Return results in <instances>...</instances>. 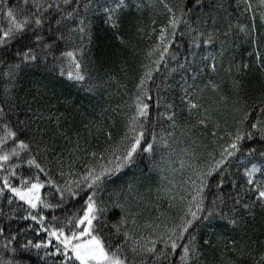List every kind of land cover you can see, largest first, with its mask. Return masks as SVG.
<instances>
[{
	"label": "snow or ice",
	"instance_id": "6c2138e0",
	"mask_svg": "<svg viewBox=\"0 0 264 264\" xmlns=\"http://www.w3.org/2000/svg\"><path fill=\"white\" fill-rule=\"evenodd\" d=\"M23 3L24 7H9L7 0H0V16L6 21V26L0 27V49L7 53L14 43L18 44L10 56L0 59V64L6 65L4 77L14 81L25 68L50 70L66 76L85 92H94L97 85L91 77L89 62L85 60L83 45L84 35L87 33L91 42V34L83 18L79 22L75 19L77 10H68L71 0H31L30 11L29 0ZM259 5L264 7V0H259ZM132 7L130 0H105V4L99 5V11L104 22L119 32L121 13ZM140 7L135 4L137 11ZM197 7L203 8V0H194L191 8L185 0H180L176 6L164 5L167 21L159 29L157 42L145 52L147 63L140 66L126 130L106 162L86 164L82 173L75 172L73 164L69 163L66 173L63 159H50L52 150L46 144L42 146L35 135H28L32 130L27 122L13 124L9 112L0 107V130L3 132L0 135V172L4 173L0 176V195L9 205L20 202L12 211L24 212L21 219L32 221L35 231L47 235L46 240L26 239L21 243L17 233L7 240L5 249L17 253L21 264L25 260L31 264L33 250L36 251V264H48L50 257L54 258L51 264H56V260H60V264H205L203 249L212 242L201 237L202 227L217 219L238 227L243 220L240 211L251 215L257 206L264 210V93L252 103L248 102L242 77L251 66L229 60L228 67L223 69L231 83L230 106L227 95H221L220 101L228 109L230 118L221 122L216 117L219 109L205 107L201 95L206 90L221 92L214 77L218 75V65L223 66L228 54L227 38L233 28L251 37L255 25L229 24L223 33L224 39L220 40L219 52H206L207 47L215 46L219 29L215 27V17H212L211 30L207 19L203 22L197 19L193 27L189 17ZM251 10L252 4L246 2L244 11ZM260 19L264 21V12ZM76 35H79L80 45L69 49V45L75 44ZM185 36L189 37L188 46L182 53L183 45L175 42L178 37ZM117 39L124 43L123 37L117 35ZM252 42L256 40L253 38ZM256 60L264 73V56L257 52ZM177 76L178 81L175 80ZM170 81L180 89L181 113L186 112L189 121H195L189 123L188 131L207 129L210 124L214 130L211 141L199 145L203 150L193 154L202 163L192 165L191 199L183 207L178 222L170 218L151 226L152 238L148 239L133 235L134 229H129V217L135 214L119 201V193L112 203L104 200L103 194L120 178L123 169L136 164L141 153H154L155 132L151 134V141L147 139L153 101L157 119H164L171 128L177 127L181 113L177 111L175 100L169 99L168 93L175 90ZM198 81H204L203 87ZM4 92L7 104L12 99L11 89L6 87ZM7 106L12 107L11 104ZM108 136L111 139V133ZM163 147H168L166 140ZM91 156L94 158L96 153L92 152ZM24 163L28 168L21 172ZM228 183L231 190L225 193ZM45 188L50 191L42 194ZM75 201L81 203L70 214L48 219L46 210L64 208ZM229 201L230 211L225 212ZM135 223L133 219L132 224ZM121 237L123 242H117ZM9 245L15 247L9 249ZM232 245L235 251V241ZM239 251L241 256L245 254L243 248ZM3 264H14V261ZM226 264L235 262L229 260ZM259 264H264V254Z\"/></svg>",
	"mask_w": 264,
	"mask_h": 264
},
{
	"label": "trees",
	"instance_id": "16d2710c",
	"mask_svg": "<svg viewBox=\"0 0 264 264\" xmlns=\"http://www.w3.org/2000/svg\"><path fill=\"white\" fill-rule=\"evenodd\" d=\"M7 2L9 7H24L23 0H7ZM185 2L191 8L194 0H185ZM246 2L252 4V10L249 12L244 11ZM130 3L133 7L121 13V25L117 32L104 22V16L99 11V5L105 4V0H71V7L68 10L71 11L73 8L77 10L78 15L75 19L79 22L83 18L91 34V42L89 35L87 33L84 35L83 45L86 49L85 60L89 62L91 77L97 85L94 92H85L66 76L61 77L58 72L50 70L36 71L25 68L12 81L3 75L6 65L0 64V107H4L5 111L9 112L13 124L26 121L32 130L28 135H35L41 140L42 146L46 144L52 150L50 159L54 157L63 159L66 173L69 163L73 164L75 172L82 173L86 164L98 165L106 162L113 148L120 144L126 130L127 117L130 115L129 105L132 103L135 85L141 72L140 66L142 63H147L145 52L157 42L159 29L168 18L164 5L176 6L180 0H130ZM137 3L141 5L139 11L135 9ZM30 4L31 0H29V11ZM261 12H264V7L259 5V0H203V8H195L189 17L193 27H196L197 19L201 22L207 19L209 30L212 28V17H215L219 38L214 47L209 46L205 49L206 52L213 53L219 52L220 40L224 39L223 33L228 29L229 24L255 25L251 37L233 28L227 38L228 54L224 58L223 66L218 65V75L214 77L220 84L221 92L213 93L206 90L201 94L205 107L219 109L216 117L221 122L225 118H230L228 109L220 101L221 95H227L230 106L231 83L230 78L223 71L228 67L229 60L235 64L247 63L251 66L242 77L249 103L259 99L264 93V73L259 70L256 60L257 52L264 56V21L260 19ZM133 16L145 17L147 21L141 24L140 31L127 35L124 27L128 19ZM4 26L6 21L0 16V27ZM71 26L75 27V25ZM117 35L123 37V44L117 39ZM253 38L256 43L252 42ZM188 39V36L176 39V44L183 45L180 49L182 53L188 46ZM79 45L80 38L76 35L75 44L68 47L70 49ZM17 47L18 44L14 43L7 53L0 49V59L10 56ZM175 80L178 81L179 76ZM170 83L174 84L175 90L168 93L169 99L175 100L177 111L181 113L183 105L179 99L180 89L174 81ZM197 83L203 87L204 81ZM6 87L11 89L12 99L7 102L12 105L11 109L5 102ZM160 111L163 109L161 108ZM151 115L152 122L148 126L147 139L151 141V134L154 131L157 138L154 153H141V158L135 165L123 169V174L109 186V191L103 194V199L109 203L115 202L118 192L119 201L125 203L127 210L133 213L130 207L135 204L134 192L138 189L157 187L152 199L154 207L170 210L171 219L178 222L183 207L186 206L187 200L191 199L189 177L192 175V165L202 163L197 161L193 154L203 150L199 145L211 141V132L214 129L210 124L207 129L201 127L188 131L189 123L195 121H189L186 112L178 115L177 127L171 128L164 119H157L155 101ZM2 134L0 130V135ZM164 140L167 141L168 147H163ZM92 152L96 153L94 158L91 156ZM102 156L105 160H101ZM27 168L28 165L24 163L21 172H25ZM3 175L4 173L0 172V176ZM173 178L175 183H170L172 189L178 193L175 201L167 197V193L170 192L168 180ZM230 190L231 184L228 183L224 191L227 193ZM49 191L48 188L42 189V194H47ZM110 196L111 200H109ZM181 197L185 199L181 201ZM16 203L9 205L4 196L0 195V229H3L0 233V264L5 261L21 264L20 256L4 247L12 235L19 233L21 243L26 239L37 241L47 239L46 233L35 231L36 225L32 221L21 219L25 215L24 212L12 211L16 208ZM80 203L75 201L64 208L46 210L48 219L51 220L52 216L62 218L70 214L79 207ZM230 208L231 201L224 211L229 212ZM134 214V217H129L128 224L129 229H134L133 235L151 239V226L156 224L154 220L146 213ZM239 215L243 216V220L238 227H232L227 225L226 221L217 219L207 227L201 228V237L212 242L203 249L202 259L205 264H226L229 260L234 261L235 264H259L260 257L264 254V210L257 206L253 214L240 211ZM155 216L160 217L158 213H155ZM133 219L136 221L135 225L132 224ZM233 241H235V251ZM117 242H123V238L121 237ZM13 247L15 245H9V249ZM241 248L245 252L243 256L239 251ZM30 255L31 264H36V251L33 250ZM40 255L43 256L42 250ZM52 259L54 258H48V264H51ZM24 264H28V261L25 260ZM56 264H60V260H56Z\"/></svg>",
	"mask_w": 264,
	"mask_h": 264
},
{
	"label": "rangeland",
	"instance_id": "374dc122",
	"mask_svg": "<svg viewBox=\"0 0 264 264\" xmlns=\"http://www.w3.org/2000/svg\"><path fill=\"white\" fill-rule=\"evenodd\" d=\"M147 21L145 17L140 16H133L128 19V21L125 24V32L127 35L133 34L135 31L141 30V24ZM182 175V174H181ZM181 178V176H180ZM171 182L175 183V178L170 179ZM155 188H149L145 190L138 189L134 192V205L130 209L133 213L136 214H143L146 213L147 215L151 216V218L154 220L156 224L162 223L165 221H168L171 218V211L168 209H159L154 207V202L152 201L153 195L156 193ZM168 199L171 201H175L178 198V193L175 191V189H171L169 194L167 193ZM158 213L160 217H156L155 213Z\"/></svg>",
	"mask_w": 264,
	"mask_h": 264
}]
</instances>
